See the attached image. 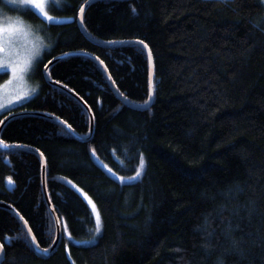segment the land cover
Segmentation results:
<instances>
[{
    "label": "trees",
    "instance_id": "obj_1",
    "mask_svg": "<svg viewBox=\"0 0 264 264\" xmlns=\"http://www.w3.org/2000/svg\"><path fill=\"white\" fill-rule=\"evenodd\" d=\"M87 1L49 0L51 16L68 18L58 23L31 8L11 11L32 24L47 48L32 74L39 92L0 114V122L13 112H41L87 135L86 110L44 76L53 58L71 52L99 58L129 101H148L146 52L136 45L89 41L77 21ZM83 21L98 40L148 46L155 65L152 105L147 110L126 105L86 56L51 67L52 80L92 110L94 133L83 142L56 121L32 115L5 125L2 141L44 155L62 237L56 252L41 258L22 223L0 208L1 264H264L262 0H98ZM8 78L0 73V86ZM141 155V175L130 179ZM79 189L93 199L102 219L93 244L77 243L95 234ZM0 202L24 218L42 249L52 246L56 228L36 154L0 151Z\"/></svg>",
    "mask_w": 264,
    "mask_h": 264
},
{
    "label": "rangeland",
    "instance_id": "obj_2",
    "mask_svg": "<svg viewBox=\"0 0 264 264\" xmlns=\"http://www.w3.org/2000/svg\"><path fill=\"white\" fill-rule=\"evenodd\" d=\"M264 3V0H262ZM49 0H44L45 11H47ZM24 8H31L36 11L45 21L49 23H58L68 20V18L53 17L52 20L47 19L38 9L30 5H25L22 0H3V5L0 6V26L16 25V31L13 34H5L3 36V47L5 51L0 54V73H9V78L6 83L0 86V114L11 110L19 104L30 100L38 92V86L32 81L34 68L41 58L43 50L47 48L44 38L32 26L31 23L20 17L16 13ZM16 67L17 72L13 73L12 68ZM102 164L101 160H98ZM8 185L12 186L13 182L8 181ZM84 200L87 202L95 221V234L86 242L77 241L78 244H93L96 241V236L102 229V219L100 212L93 199L82 189H79ZM95 205L96 212L100 217V231L97 232L96 214L93 212L92 204Z\"/></svg>",
    "mask_w": 264,
    "mask_h": 264
},
{
    "label": "water",
    "instance_id": "obj_3",
    "mask_svg": "<svg viewBox=\"0 0 264 264\" xmlns=\"http://www.w3.org/2000/svg\"><path fill=\"white\" fill-rule=\"evenodd\" d=\"M95 1L98 0H88L83 6V12H79L77 21H78V25L80 27V30L82 31V33L85 35V37L91 41L92 43L102 46V47H120V46H139L141 48H143V50L146 52L147 57H148V66H149V99L145 104H136L134 102L129 101L128 99H126L118 90V88L116 87L115 82L113 81L108 69L106 68L105 64L96 56L86 53V52H71V53H65L62 55H59L55 58H53L44 68V76L46 81L53 87H56L66 93H68L69 95H71L72 97H74L82 106L83 108L86 110L88 117H89V122H90V127H89V132L87 135H80L78 134L75 130L72 129V127H70L67 123H65L63 120H61L60 118L50 115V114H45V113H41V112H27V111H21V112H13L8 114L7 116H5L1 122H0V151H10V150H27L30 151L34 154H36L39 159L41 160L42 163V185H43V192H44V196H45V200L47 203V206L49 208V211L53 217L54 220V224H55V228H56V238L54 243L52 244V246L50 248L47 249V252L43 251V249L38 245V242L35 238V241H33V237L34 234L31 231L30 227L28 226L27 222L24 220V218L9 204H6L4 202H0V208L6 209L8 211H10L23 225L34 249L36 254L41 257V258H49L51 255H53L56 250L58 249V246L60 244L61 241V237H62V227H61V221L58 217V215L55 212V209L51 203L50 197H49V193H48V188H47V164H46V159L44 157V155L37 149L32 148V147H27V146H23V145H17V144H7L6 142L2 141L1 139V132L3 130V128L5 127V125L12 119L14 118H18V117H22V116H28V115H32V116H40V117H45V118H49L51 120L56 121L58 124H60L63 128H65L75 139L86 142L89 139H91L93 133H94V128H95V118H94V114L92 112V110L89 108V106L84 102V100L79 97L75 92H73L72 90H70L68 87L57 83L56 81L52 80L51 76H50V69L53 65H55L57 62H59L60 60L70 57V56H74V55H82V56H86L88 58H91L92 60H94L99 66L100 68L103 70L111 88L114 90V92L117 94V96L128 106L134 108V109H139V110H147L151 107L153 99H154V77H155V65H154V59L152 57V53L150 52L148 46L145 47L144 45L146 44H141L139 43V41H126V42H104L101 40H98L96 38H94L85 28L84 26V15L86 13V10L88 9V7L94 3ZM149 52L151 53V59H149ZM38 245V246H37ZM4 259V248L2 246V244L0 243V264Z\"/></svg>",
    "mask_w": 264,
    "mask_h": 264
},
{
    "label": "snow or ice",
    "instance_id": "obj_4",
    "mask_svg": "<svg viewBox=\"0 0 264 264\" xmlns=\"http://www.w3.org/2000/svg\"><path fill=\"white\" fill-rule=\"evenodd\" d=\"M22 2L25 5H30L32 7H34L35 9H38L40 13H42L47 19L52 20L53 17L49 16L48 13L45 11V4H44V0H22ZM31 10V9H29ZM81 12H83V8H81ZM133 12H135V9H133ZM17 26L16 25H9V26H0V54H2L5 49L3 47V36L7 33V34H13L16 31ZM139 43L143 44V41H140ZM145 47H147V45H144ZM149 59H151V53L149 52ZM13 73L17 72L18 69L16 67L12 68ZM144 159L143 156L141 155L140 157V162H139V168L136 171V176L135 177H131L130 179H135L136 177H139L141 175V171L144 168ZM110 171V170H109ZM121 180H123L124 178L121 177ZM89 204H92V201L89 200ZM92 208H93V212L96 214V220H97V228L96 231L99 232L100 231V217H99V213L96 212V208L95 205L92 204ZM33 241H35V237H33ZM38 246V245H37ZM43 251L47 252V249H43Z\"/></svg>",
    "mask_w": 264,
    "mask_h": 264
},
{
    "label": "bare ground",
    "instance_id": "obj_5",
    "mask_svg": "<svg viewBox=\"0 0 264 264\" xmlns=\"http://www.w3.org/2000/svg\"><path fill=\"white\" fill-rule=\"evenodd\" d=\"M60 84V83H59ZM66 123V122H65Z\"/></svg>",
    "mask_w": 264,
    "mask_h": 264
}]
</instances>
